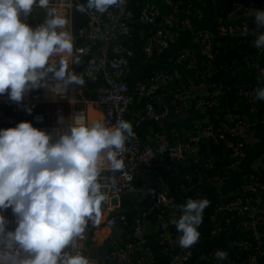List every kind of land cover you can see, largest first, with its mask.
<instances>
[{
	"label": "built area",
	"instance_id": "2783aa9c",
	"mask_svg": "<svg viewBox=\"0 0 264 264\" xmlns=\"http://www.w3.org/2000/svg\"><path fill=\"white\" fill-rule=\"evenodd\" d=\"M159 1L165 15L161 17L160 8L152 4L136 17L139 23L154 28L145 49L148 55L154 49H168L173 33L189 31L195 37L206 68L217 72L216 70L226 68L225 64L215 65L217 57L232 49V45L223 47L220 42L224 38L233 37L244 46V51L240 57L229 61V71L232 72L241 63L254 64L264 87V64L260 62L264 49H256L253 43L258 34L255 30L264 32V28L257 29L254 23V10L262 9L264 0H230L225 10L217 16L211 32L195 29L196 23L202 19L197 8L198 0ZM76 3L77 0H50L49 4L50 8H56L67 16L68 28L72 33V11ZM33 12L38 13L40 20L33 13L26 18L36 26L46 18L47 9L34 7ZM134 19L129 0H125L122 5H113L104 13L88 10L86 26L75 31V38L79 43L75 53L86 58L82 72L78 75L94 86V97L91 101H86L83 97V85L75 83L67 86L62 97L57 96L55 99L48 89L44 92L43 88H40V94L35 99H31L27 93L20 104L9 100L5 93L0 96V128L15 127L19 122L30 121L34 127L52 132L57 125L58 116L69 117L81 112L88 119L89 107L100 112L102 122L110 127L120 120L126 121V113L137 97L146 99L142 116L138 118L136 125L139 126L145 121L155 124L158 131L153 134V142L144 146L137 139L129 138L125 145L126 151L122 154L124 169L111 171L106 168L102 173L101 183L110 199L108 203L101 205L99 217L88 221L83 239L80 240L81 251L87 255V239L98 229L100 223L106 229L120 228L128 231L124 242L101 254L100 261L108 264H157L145 230L148 215L141 214L129 224L128 217L117 211L121 206L122 195L132 189L136 178L156 166L174 167L180 164L185 152L191 147L212 139L218 141V144L221 143L228 166H221L215 171L217 159L213 156L205 163L195 164L181 177L182 183L178 188L180 203L168 197L162 177H157L149 190L140 192L136 202L139 205L145 204L151 196L155 207L152 222L155 226L156 243L168 257V264H189L200 237L189 248L179 245L181 233L171 223L173 218L178 219L181 215L177 206L185 204L189 198L208 199V196L190 193L202 186L207 179L215 189L222 187L229 177V169L239 164L246 149L260 143L264 136V100H260L263 107L259 108V99L256 98V89L259 86L250 83L236 85V96L243 103L245 111L254 118L255 130H252L240 110L221 111L220 100L227 90L222 83L206 80L210 92L205 95H196L186 86L171 91L170 74L155 71L147 80L130 84L127 79L129 63L124 41L131 34ZM95 45L99 47L93 54L92 48ZM171 63L187 71H196L198 64L196 56L189 52L175 56ZM48 83L54 81L49 78ZM193 102L197 109L218 111L217 121L197 125L188 132L170 137L165 132L167 121L172 116L185 118ZM25 106L32 108L31 114L25 110ZM210 172L214 174L211 176ZM114 199L117 200L116 205L112 204ZM4 215L10 222L8 227L13 229L15 217L11 209L6 210ZM206 219L214 236L235 232L234 237L226 244L205 253L204 258L210 264H264V158L257 169L242 175L228 197L217 198L211 202ZM198 231L201 234V224ZM217 250L226 251L227 259L218 261L214 255Z\"/></svg>",
	"mask_w": 264,
	"mask_h": 264
},
{
	"label": "clouds",
	"instance_id": "9594fccd",
	"mask_svg": "<svg viewBox=\"0 0 264 264\" xmlns=\"http://www.w3.org/2000/svg\"><path fill=\"white\" fill-rule=\"evenodd\" d=\"M125 0H86L77 11L106 12ZM50 0H0V96L20 104L34 89L46 88L52 98L63 96L67 86L84 85L81 75L70 69L74 58L69 20ZM34 7L47 9L42 23L31 26L26 19ZM257 29L264 28V10H254ZM253 42L264 49V32ZM51 74V77H50ZM51 78L54 83H48ZM264 100V87L256 89ZM31 114L32 108L25 106ZM70 117V119H69ZM58 116L52 132L22 121L0 128V264H97L81 251L80 240L90 219L98 218L101 205L109 202L101 175L124 169L122 154L133 137L130 122L106 126L88 120L81 112ZM210 204L189 198L178 205L176 226L179 245L189 248L200 237L199 225ZM11 209L15 227H8L4 212ZM218 261L228 253L217 250Z\"/></svg>",
	"mask_w": 264,
	"mask_h": 264
},
{
	"label": "crops",
	"instance_id": "0c3cea01",
	"mask_svg": "<svg viewBox=\"0 0 264 264\" xmlns=\"http://www.w3.org/2000/svg\"><path fill=\"white\" fill-rule=\"evenodd\" d=\"M176 1V0H175ZM230 0H198L197 8L202 14V19L199 20L195 29L199 31L211 32L215 26V20L219 14H221L227 7ZM85 5L86 0H77L73 11H72V35L74 43V58H79L78 64L70 65V69L75 73H81L84 62L86 61L85 57H82L75 53L77 46L79 45L78 41L75 38V31L78 28L85 27L87 24V13L77 11L78 5ZM156 4L160 8L161 17L165 15V11L162 8V5L159 0H129L130 9L133 12L135 19L131 25V34L129 38L124 41V46L126 48V57L129 63L127 70V79L130 84H133L138 81H145L147 78L155 71H164L170 74L171 76V85L170 90L173 91L177 87L186 86L192 90L196 95H205L210 92V87L206 85V80L210 81L211 76L210 72L198 50V46L195 41L193 33L189 31H177L173 33L171 44L166 50H157L154 49L151 51V54L148 55L145 52V49L148 46L149 37L153 31V27L143 25L139 23L136 19L138 14L148 6ZM264 10V7L262 8ZM160 18L157 19L159 21ZM221 46L225 47L226 45H232V49L227 54H221L220 58H227L228 61H233L235 58L240 57L244 51V46L240 45L233 37H227L221 40ZM98 45L93 46L92 53H96ZM221 48H219L220 50ZM184 52L193 53L197 58V70L196 71H187L182 67L175 66L171 63V60ZM220 53V52H219ZM260 62L264 63V56L260 59ZM233 77L236 79V85L241 83H250L259 87H262V81L258 78L257 73L254 69V64L241 63L239 66L234 67ZM83 97L86 101H91L94 97V86L88 82H85L82 86ZM146 102L145 98L137 97L133 105L129 108L126 113V121L130 122L133 127V132L135 135L130 138L137 139L142 145L148 146L153 142V134L158 131V128L155 124L145 121L142 122L139 126L136 125L138 118L142 116L143 107ZM241 102V101H240ZM240 105V104H239ZM257 105L259 108L263 107L262 101H258ZM239 107V108H238ZM233 110H240L241 115L245 118L247 123L251 126L252 130H255L254 127V118L249 115L241 102V106H236ZM219 117L218 111L212 110H200L197 109L194 105V102L191 103V107L188 115L185 118H178L172 116L165 125V132L173 137L177 134H183L192 130L197 125H204L206 123H214ZM101 120L102 114L98 111H95L88 108V120ZM209 158V155L206 156L200 153V146H194L189 148L185 154L184 158L180 164H177L174 167H158L156 166L151 171L143 173L141 176L136 178L132 189L126 191L122 195L121 202H129L128 206L133 210L135 214L134 220H137L141 214H147L148 218L145 221L151 223L152 234L148 235V242L151 248L154 251L155 259L157 264H168V257L161 252L156 243V232L155 226L152 222V215L155 210V207L152 203V199L143 205H132L133 199L138 198L139 193L142 191H147L153 187V183L157 177L162 176H177L178 173L182 171L188 172L191 170L197 163H205ZM264 158V136L261 137L260 143L257 146H249L243 158L240 160L239 164L235 167L229 169V177L225 183L219 189H215L209 179L205 180L202 183V192L203 195L208 192L212 193V198L209 199L210 204L204 209L203 220L201 223V234L200 240L196 245L195 254L193 259L189 264H210L208 260L204 258L205 253L210 251L213 248L218 247L219 245L226 244L230 239L235 235V232L231 234H221L219 236H214L210 232V227L206 219L208 209L211 205V202L217 198L228 197L233 187L239 183L242 175L246 172L253 171L258 168L260 165L261 159ZM222 166H228L226 159L222 161ZM165 191L170 197L169 190L166 188ZM206 196V195H205ZM151 197V196H150ZM210 198V197H209ZM119 212L124 211L121 206L117 210ZM115 234L111 235L109 233L110 229H106L100 223L98 229L90 234L86 242V251L87 255L94 259L97 264H108L102 263L100 261V256L106 250L111 249L114 245L124 242L128 236V231L115 228Z\"/></svg>",
	"mask_w": 264,
	"mask_h": 264
},
{
	"label": "trees",
	"instance_id": "16d2710c",
	"mask_svg": "<svg viewBox=\"0 0 264 264\" xmlns=\"http://www.w3.org/2000/svg\"><path fill=\"white\" fill-rule=\"evenodd\" d=\"M24 19H26L27 22L31 26L35 27L34 23L29 18H24ZM261 63L264 64L263 62H261ZM219 64H225L226 68L223 70H216L217 72H214L215 70H209L210 72H212L210 74V76H211L210 82L222 83L224 86L227 87V90L223 93L221 100H220V109H221V111L233 110L236 106H241V102H240L239 98L236 96V82L237 81L232 75L233 71L232 72L229 71L231 69H229L227 67L230 64L227 58H225V57L220 58V56H218L216 61H215V65L218 66ZM199 146H200V153L204 154L205 156H206V154H208L209 157L210 156L216 157L217 163L215 164V171H217L222 166V161L224 160V150H223L222 144L221 143L218 144V141L212 139L208 142L200 144ZM185 173H186V171L181 170L177 176H171V177L162 176V178L165 181L166 188L169 190V193L171 195L170 197H172L173 200L177 203H180L179 202L178 188L181 186V183H182L181 177ZM213 174H214V172H210L211 176ZM203 191L204 190L200 186V187H197L190 194L197 195V196L198 195H200V196L206 195V196H208V199L212 198L213 192H208L207 194L203 195L202 194ZM137 199L138 198L133 199L134 203L132 205L137 204L136 203ZM128 203L129 202H126V201L121 202V208L124 211H126L125 213L124 212L123 213L128 217L129 224H132V222L134 221V218H135V214L133 213V210H131V208L128 206ZM137 205H139V204H137ZM141 205H143V204H141Z\"/></svg>",
	"mask_w": 264,
	"mask_h": 264
},
{
	"label": "water",
	"instance_id": "95a60500",
	"mask_svg": "<svg viewBox=\"0 0 264 264\" xmlns=\"http://www.w3.org/2000/svg\"><path fill=\"white\" fill-rule=\"evenodd\" d=\"M103 190L106 192V189H103ZM112 204L116 205V204H117V200L114 199V200L112 201ZM145 230H146V232H147L148 235L152 234V231H151V223H150V222H147V223L145 224ZM115 231H116L115 228H114V229H110V230H109V233H111V235H114V234H115Z\"/></svg>",
	"mask_w": 264,
	"mask_h": 264
},
{
	"label": "rangeland",
	"instance_id": "374dc122",
	"mask_svg": "<svg viewBox=\"0 0 264 264\" xmlns=\"http://www.w3.org/2000/svg\"><path fill=\"white\" fill-rule=\"evenodd\" d=\"M32 13L33 14H37L38 20H40V18L38 16V13H34V12H32ZM50 76H51V74H50ZM43 91L45 92L46 91V88H43ZM39 94H40V89H34V90H31V91L28 92V96L31 99H35Z\"/></svg>",
	"mask_w": 264,
	"mask_h": 264
}]
</instances>
